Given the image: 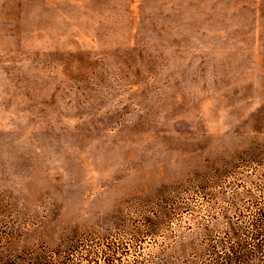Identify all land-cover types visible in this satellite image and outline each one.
Listing matches in <instances>:
<instances>
[{
  "label": "rangeland",
  "instance_id": "rangeland-1",
  "mask_svg": "<svg viewBox=\"0 0 264 264\" xmlns=\"http://www.w3.org/2000/svg\"><path fill=\"white\" fill-rule=\"evenodd\" d=\"M0 264H264V0H0Z\"/></svg>",
  "mask_w": 264,
  "mask_h": 264
}]
</instances>
